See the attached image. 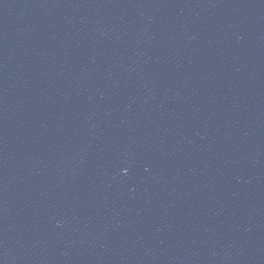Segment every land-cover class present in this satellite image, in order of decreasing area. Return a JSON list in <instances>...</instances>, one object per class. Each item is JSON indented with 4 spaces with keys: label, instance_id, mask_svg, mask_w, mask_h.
I'll return each instance as SVG.
<instances>
[{
    "label": "water",
    "instance_id": "water-1",
    "mask_svg": "<svg viewBox=\"0 0 264 264\" xmlns=\"http://www.w3.org/2000/svg\"><path fill=\"white\" fill-rule=\"evenodd\" d=\"M0 264H264V0H0Z\"/></svg>",
    "mask_w": 264,
    "mask_h": 264
}]
</instances>
